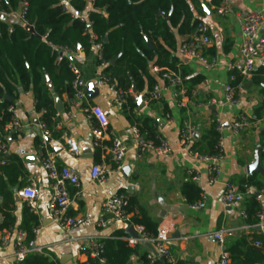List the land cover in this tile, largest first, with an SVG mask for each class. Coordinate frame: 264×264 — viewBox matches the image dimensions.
<instances>
[{
    "label": "crops",
    "instance_id": "1",
    "mask_svg": "<svg viewBox=\"0 0 264 264\" xmlns=\"http://www.w3.org/2000/svg\"><path fill=\"white\" fill-rule=\"evenodd\" d=\"M199 1L201 7L192 6V10L196 19L209 25L213 45L209 48H197L205 56L217 57L219 65L209 68L196 60L181 59V41L191 36L178 38L176 53L177 69L185 79L188 99L191 103L200 105L198 108L190 104L187 108L180 109L172 89L152 72L158 78L155 85H160L164 91V99L160 103H152L144 94H134L131 90L135 104L137 98L143 97V106L136 104L135 117L130 120L123 106L115 103V87L101 81L102 70L98 66L101 47L94 45L89 53L79 48L68 55L88 82L91 104L105 111L111 131L129 148L124 162L113 169L107 181H93V166L107 162L108 159L93 147L91 126L85 114L76 106L73 95H57V99L53 98L57 121L49 148L56 155L59 166L77 170L82 189V197L76 199V190L69 188L70 195L75 200L70 215L83 220L80 226L69 231L62 229L50 218V181L42 166L37 146L42 132L39 125L41 115L36 111L33 93L20 88L13 102L21 115L24 130L9 136L8 145L9 156H18L22 160L27 175L20 189H12L15 200L12 206V217L15 221L13 227L2 228L4 218L0 211V264H17L15 240L17 233L21 231L24 212L28 208L27 203L18 196V192L31 181L36 183L39 192V197L34 203V214L38 217V224L43 226L36 239V247L40 252L34 254L46 256L57 264H99L81 253L80 247L90 239L124 241L130 237L128 229L131 226H134L135 231V227L140 226L134 224L133 219L141 218L142 214L153 224H149L151 229H157L164 220L174 223V230L168 242L173 264H215L222 252L227 251L228 245L242 238H245L249 245L257 247L259 244L257 248L264 254V224L259 221V213H254L252 205L254 201L259 204V199L264 201V195L259 192L264 187V93L260 89V83L264 80V59L257 61L252 79L243 84L238 94L239 103L231 105L225 100V87L229 83L230 74L227 65L239 58L241 47L238 17L252 11H261L264 14V0L260 3L254 0H228L232 14L225 17L217 14V2L209 4L206 0ZM93 11L92 0H86L82 16L88 19ZM19 14L20 11H17L4 19L10 25L20 24ZM260 35L264 36V23ZM90 85H94L91 94ZM189 89L192 90L191 95ZM90 95L96 96L91 100ZM240 115H246L253 127L245 130L240 136H235L229 127ZM143 118L155 120L156 125L152 128L156 135L163 136L169 142L172 150L170 154H148L141 160L137 158L132 150L131 133L132 128L138 127L139 124L141 131L148 137V130L143 122H137ZM214 120L223 126L226 161L217 181L210 184V165L181 148L180 131L185 121H190L197 129L200 128L201 133L193 144L200 143L199 148L205 151L209 142L207 134ZM67 138L76 140L78 155L70 153L66 144ZM253 166L256 168H252ZM190 170L197 173L198 180L194 181L188 176ZM247 181H251V194L240 204L226 206L222 201L225 184L231 182L243 189ZM188 182H193L201 190V197L202 194L205 195L204 209H193L187 203L183 189ZM118 194H127L133 201L130 211L131 223H115L102 229L98 223L102 216L103 203L107 198ZM243 211L249 215L248 219L242 216ZM221 230L226 231L224 248L219 246L213 236ZM118 232H122V236L118 237ZM7 236L9 240L4 244L2 239ZM151 246L153 245L140 244L132 248L134 252L127 264H144L143 258L152 252Z\"/></svg>",
    "mask_w": 264,
    "mask_h": 264
},
{
    "label": "trees",
    "instance_id": "2",
    "mask_svg": "<svg viewBox=\"0 0 264 264\" xmlns=\"http://www.w3.org/2000/svg\"><path fill=\"white\" fill-rule=\"evenodd\" d=\"M29 7L26 20L36 31L31 35L26 27L20 24L10 25L0 17V139L4 140V127L10 120L7 112L14 102L4 99H16L20 88L32 92L40 121L54 133L57 121V111L54 99L47 84L51 80L55 93L73 95V75L68 68L70 58L57 49L68 48L76 52L82 48L89 53L94 45L101 47L98 66L105 67L102 74L109 78L116 91L126 93L127 103L123 109L132 120L136 108L135 98L130 91L133 85L138 94L149 98L148 90L157 82L152 68L177 69L178 38L195 34L198 24L192 6L201 7L199 0H95L94 11L88 19L82 15L85 12V0H71V12L63 9V0H28ZM21 0H0V11L7 14L20 11ZM81 16H78V15ZM163 15H168L166 18ZM85 19L90 25L82 22ZM148 43L154 48L150 49ZM60 61L57 62V58ZM115 61L113 65L112 62ZM239 78L236 85L241 83ZM192 90L189 89L191 95ZM152 104V103H151ZM153 105V104H152ZM168 112V111H165ZM134 122V121H133ZM148 130V137L154 138L156 133L152 128L156 122L152 118L137 120ZM138 127H141L138 124ZM143 131V130H142ZM206 150L199 148L200 143L192 145L193 152L199 155H213L214 147L219 139L214 120L207 134ZM38 143V142H37ZM40 142L38 143L39 149ZM22 160L18 156H9L5 165H0V211L4 218L3 229L14 226L12 206L15 204L13 188L20 189L26 178ZM251 186V181L245 183ZM186 201L194 205L201 199V190L193 182H188L183 189ZM130 211L133 201L130 202ZM255 214L260 212V206L253 202ZM39 220L28 207L24 212L21 231L27 233V243L34 240L33 229ZM134 224L143 226L152 236L157 229H151L152 224L145 214L134 218ZM153 225V224H152ZM122 232L116 233L118 237ZM134 250L121 240L106 242V264H127ZM230 264H263L264 254L261 249L249 245L245 238L228 245ZM143 263L148 264L146 256ZM25 264H57L46 256L31 254ZM153 264H168L159 260Z\"/></svg>",
    "mask_w": 264,
    "mask_h": 264
},
{
    "label": "built area",
    "instance_id": "3",
    "mask_svg": "<svg viewBox=\"0 0 264 264\" xmlns=\"http://www.w3.org/2000/svg\"><path fill=\"white\" fill-rule=\"evenodd\" d=\"M86 1V0H85ZM95 0H92L94 4ZM258 3L263 0H254ZM209 4L217 2L215 10L221 17L232 14L231 6L228 0H206ZM71 0H63V9L66 12H71ZM28 0H21V9L19 18L21 23L29 26L26 20L28 11ZM9 14L0 11V17L6 18ZM82 22L90 25L85 19ZM241 30V47L239 58L228 63L229 83L225 87V100L228 104L237 105L239 103L238 94L242 90V86L247 81L251 80L257 61L264 59V36L260 35L261 27L264 23V14L261 11H252L240 15L238 17ZM213 45V40L210 35V27L205 22H200L196 28L195 34L189 38L183 39L179 48V56L181 59L196 60L202 65L215 68L219 65L217 57H208L203 55L197 47L209 48ZM63 55L68 56L73 54L68 48L59 47L57 49ZM101 54V51H100ZM57 58V62L60 61ZM105 67L100 66L101 70ZM69 70L73 75L72 90L73 99L76 106L85 114L90 126L93 147L100 150L107 162L96 164L91 171V179L97 182H105L108 176L112 173L115 167L120 166L128 152L129 148L118 138L110 129V122L105 111L96 105L91 104L88 97V82L86 81L80 68L71 60L68 65ZM152 72L157 75L160 80L172 89L174 98L178 101L180 109L187 108L190 104L195 107L200 105L191 103L188 99V92L185 88V79L179 69L161 68L154 66ZM242 82L236 85L238 79ZM101 81L104 84H109L108 77L101 73ZM260 89L264 93V80L260 83ZM132 94V92H130ZM164 99V91L160 85H155L149 93V102L160 103ZM115 103L123 106L127 103L126 93L117 92ZM7 112L10 114V120L4 127L5 139H0V165H5L9 157L8 137L13 134L22 133L24 123L21 115L14 105H11ZM168 118H170L168 116ZM41 137L39 145V157L44 170L46 171L51 190V201L49 205L50 218L57 223L62 229L69 231L77 228L83 223L82 219L72 217L71 210L75 205V200L71 197L69 188L76 190L75 198L82 197L81 181L77 170L68 166H59L56 155L49 148V141L52 138V132L47 128L46 124L40 121ZM253 127V123L246 115L238 116L231 124L230 130L233 135L240 136L245 130ZM223 126L216 120V131L219 133V139L214 147L213 155H199L192 151L191 147L197 135V128L190 121H185L180 131V144L184 151H188L196 156L200 161L210 165V184H214L220 173L223 164L226 161L225 144L222 136ZM132 150L136 153L138 159H143L148 154L168 155L171 153L169 142L161 135L157 134L154 138H148L139 127L132 128ZM66 144L72 155L79 154V147L75 139L67 138ZM194 181L198 180V175L193 170L188 171ZM260 194L264 195V187L259 190ZM251 194V188L245 185L243 189L234 185L231 182L225 184L222 201L226 206H234L242 203L245 198ZM18 196L27 203L30 210L35 213L34 203L39 197L37 185L31 181L26 187L18 192ZM1 198V197H0ZM131 199L127 194H118L107 198L102 206V216L98 226L102 229L108 228L115 223H131L130 203ZM260 212L258 214L259 221L264 224V201L259 199ZM205 195L202 194L201 201L192 205L193 209H204ZM242 216L245 219L249 218L247 212L243 211ZM134 227V226H133ZM42 224H38L33 229L34 240L27 243V233L19 231L15 240L16 261L17 264H25L26 258L34 253L40 252L36 247V239L42 230ZM139 238H126L124 241L130 248H135L140 244H151L156 249L158 256L149 252L146 259L148 264H153L161 259L168 264H173V258L168 247L170 235L174 230V223L170 220H164L157 228L155 236L147 233L143 226L135 227ZM214 239L220 247L226 246V231L221 230L214 233ZM6 244L9 237L2 239ZM108 240L90 239L86 244L80 247V252L85 254L89 259L97 261L99 264H106V242ZM260 245L257 244V247ZM215 264H230V255L224 250L220 259ZM264 264V263H263Z\"/></svg>",
    "mask_w": 264,
    "mask_h": 264
},
{
    "label": "water",
    "instance_id": "4",
    "mask_svg": "<svg viewBox=\"0 0 264 264\" xmlns=\"http://www.w3.org/2000/svg\"><path fill=\"white\" fill-rule=\"evenodd\" d=\"M78 16H81V15L79 14ZM163 16H165L166 18L168 17V15H163ZM26 30H27L31 35L36 36V31H35V29H34L32 26H27V27H26ZM148 45H149L150 49H153V48H154L150 43H148ZM112 64L114 65V64H115V61H113ZM47 83H48L49 89H50V91H51V93H52V95H53V98H54V99H57L58 96H57V94L55 93L54 88H53V85L51 84V81H50L49 78H47ZM93 89H94V85H90L89 94H91V92L93 91ZM132 91H133L134 94H136V92H137V91H136V88H135L134 85H133V89H132ZM95 96H96V95H90V99L93 100V99L95 98ZM4 100L7 101V102H13V99H12L11 97H6ZM136 104H137L138 106H140V107L143 106V97H142V96L136 99ZM200 133H201V129L198 128V129H197V135H196L195 139H197V138L199 137V134H200ZM252 168H256V166H253ZM128 234H129L130 237H132V238H139V234L134 230V227H133V226H131V227L128 229ZM151 251H152V253H153L155 256H158V254H157L156 249L154 248V246H151ZM161 260L164 261L163 259H161Z\"/></svg>",
    "mask_w": 264,
    "mask_h": 264
}]
</instances>
